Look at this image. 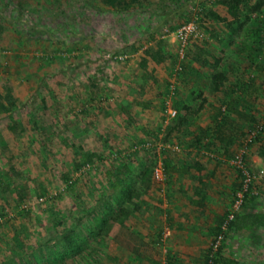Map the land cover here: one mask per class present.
<instances>
[{"label":"rangeland","instance_id":"rangeland-1","mask_svg":"<svg viewBox=\"0 0 264 264\" xmlns=\"http://www.w3.org/2000/svg\"><path fill=\"white\" fill-rule=\"evenodd\" d=\"M161 1L138 0L134 12L120 17L96 12L101 0H0V24L4 25L0 94L6 96L10 91L22 103L12 115L14 123L8 115H0V180L2 188L6 182L11 185L6 192L0 187V209L5 214L0 218V264H23L21 251L32 264H205L209 246L198 259H192L177 256L166 243L160 246L148 240L146 213L161 218L163 207L157 200L167 194V185L156 184L153 175L152 182L140 184L147 169L154 171L165 156L177 157L173 151L164 153L161 146L185 147L203 135L190 124L185 125V133L171 131L178 119H165L168 125L164 128L159 119L163 101L156 99L143 109L130 100L144 101L148 95L158 98L167 83L186 88L206 80L205 91L188 88L191 101L181 114H200V124L206 125L208 111L225 110V102L233 100L234 107L248 117L230 113L233 123L229 128L235 134L243 133L240 140L233 144L207 142L222 156L240 153L249 140L248 131L256 124L264 127V52H259L254 34L257 21L264 23V0L242 5L236 17L226 6L215 4L217 0H197L191 20L198 19L196 12L203 6L228 20L216 21L207 12L201 14L198 22L203 38L191 42L183 57L173 33L189 15L163 23ZM33 25L43 31L32 35L29 29ZM116 29L123 32L122 40H113ZM145 29L151 35H144ZM161 41L166 60L158 63L145 50ZM131 42L132 46L122 47ZM196 47L206 50L202 54L209 59L208 65L194 61L200 54ZM119 55L124 57H114ZM217 58L221 59L218 65ZM183 71L188 75L180 73ZM213 72H226L229 78L216 92L210 84ZM43 99L48 101L47 109ZM173 100H168L167 108H173ZM147 142L154 144L152 149L133 150ZM256 149L255 145L246 150L254 171L264 164L256 157ZM90 153L102 159L95 157L92 163L83 164ZM127 163L129 171L120 169ZM119 169L124 172L123 184L115 190L109 173ZM222 170L227 183H233L231 192L229 184L221 182L209 183L207 190L212 195L215 187L224 188L219 194L221 202L228 204V212L240 178L234 168L225 165ZM66 178L73 186L68 187ZM42 187L45 195H41ZM130 187L142 193L134 198L137 192L132 196ZM120 190L123 192L118 193ZM256 191L258 198H249L239 214L264 210V180ZM209 203L216 204L214 200ZM118 206L131 211L129 224H115L108 236H93L90 231L100 226L98 219L110 210L118 211ZM59 222L63 227L56 226ZM76 227V235L70 232L74 250L57 236L64 228ZM79 237L82 242L87 238V243L77 246ZM164 237L167 239L165 233ZM61 252L57 260L56 254ZM221 253L241 264H264V229L229 231Z\"/></svg>","mask_w":264,"mask_h":264},{"label":"crops","instance_id":"crops-1","mask_svg":"<svg viewBox=\"0 0 264 264\" xmlns=\"http://www.w3.org/2000/svg\"><path fill=\"white\" fill-rule=\"evenodd\" d=\"M101 2L102 6H99V8L96 9V12H113V14H119L120 17H127L131 14V12L136 10H118L109 6L105 0H101ZM146 5L148 4L146 3ZM156 29L157 28L154 30ZM114 33L116 34L113 36L114 41L123 39V32L120 31V29H116ZM142 33L144 35L146 34V36L151 35V32L146 29L143 30ZM132 44V42L127 45L122 44V47L132 46ZM180 73L185 74V71ZM186 75H188V72L185 76ZM207 85L208 83L206 80L205 82L200 83L193 82V86L190 85L186 88L178 84L167 83L166 86H163L164 88H161L160 91L162 92H160L161 94L158 95V98L148 95V97L146 96L147 100L140 101L135 97H132L130 101H133L136 106L143 109L152 103H155L154 101L156 99L159 102L163 101L164 104L168 103V100L172 102L174 99V104L181 103L186 105V102L191 101V99L188 98L189 93H186L188 88H198L205 91V89H207ZM230 102L234 101L231 100ZM208 103L213 106L210 99H208ZM202 108L204 112H207V108L206 110L204 107ZM214 109V112H207L206 125L200 124L201 119L198 118L200 114L195 115L196 113H194L195 116H190L188 112L187 114H183L187 119V123L190 124L191 127L193 126L198 129L201 132V135L205 136L206 140L203 143L205 145L204 147L200 146L201 144L198 145L194 142H189L187 146H181V148L178 147V144H175L174 146L172 144L173 147H170V145H163L165 148H163V146L160 147L164 153L173 151L177 157L167 156L170 163V169L166 180L167 182L165 183L167 185V194H161V199L159 198L157 200V202L163 207L162 213L160 214L161 218H159V216H157L154 212L146 213L147 218H149V220L147 219L148 223L145 225L146 228H149L146 232V236L149 237L148 240L154 242L157 241V244L160 246L166 243V247H168V249L176 250L178 253L177 256L182 258L188 257L198 259V256L201 255V250L207 248L211 238L217 234L229 208L228 204H223V202H221L222 197L219 193L224 190L222 186L219 188L215 187L211 190L210 192H213L212 195L209 194V190H207L209 187L208 185L211 182L214 184H217V182L224 183V185L229 184V186L227 185L229 192H231L233 188V183L230 182V180H228L229 182L227 183V180H225L226 175L223 174L224 172L222 170L223 166H229L225 161V158H228V156H222L218 149L211 148L210 143L207 142L212 141L211 143L215 145L216 143L221 142L219 138H216L217 133L215 131L217 120L219 119V112L218 108ZM162 112L164 115L161 113L162 116L160 114L159 119H161L162 125H164L165 128V125L168 124H165L164 121L168 118V116L163 110ZM229 119L230 122L228 125H231L233 123V119L230 114ZM161 129L163 130V127ZM178 133L179 132H177V134ZM211 151L217 153L224 159H215L210 157L209 153ZM256 157L261 159L259 155ZM229 168L232 169L231 166H229ZM205 192H208V194ZM213 196L214 199L211 198ZM211 200L215 201L216 204L214 206H210L209 201ZM167 231L169 232V235L167 236V239H165L164 233ZM155 233H158V235H155ZM150 236L152 237L150 238ZM178 263H180V261Z\"/></svg>","mask_w":264,"mask_h":264},{"label":"trees","instance_id":"trees-1","mask_svg":"<svg viewBox=\"0 0 264 264\" xmlns=\"http://www.w3.org/2000/svg\"><path fill=\"white\" fill-rule=\"evenodd\" d=\"M196 1L197 0H187L184 3H182V1H179V0H167V1L162 0L161 3H159V5L161 7L159 14H161L163 16L164 22L171 21L174 16L182 17L185 15H189V16H187V19L183 24L188 23L191 20L190 15L193 13L192 11L195 8ZM252 1L253 0H217L215 2V4L226 6L228 8L229 13L233 17H236L239 13V10L241 9V6L242 5H249V3H251ZM105 2L109 6H111L112 8H115L118 10H120V9H123V10L134 9L135 10L137 8V5H135L134 3L135 2L137 3L138 0H129V2H128V0H105ZM174 3H177L178 5H176V4L174 5ZM139 5H141V4H139ZM206 12L208 13L207 15L209 17H211L212 19H214L216 21L224 22V21L228 20L227 18L221 16L219 13L214 11L212 8H208L206 6L201 7V9L196 12V15L198 14V16H199L198 19L193 17L192 20H194V19L197 21H199V19L201 20L202 19L201 14H203V13L206 14ZM0 18H2V13H0ZM165 18L167 20H164ZM262 18H264V15ZM261 20L262 19H259L257 21L256 29L254 30V34L256 35V40H257L256 44H257L259 52H264V23ZM229 26H231V24H229ZM3 30H4V25L0 24V33L3 32ZM29 30H30L32 35H36L37 33L42 32V29L37 25L31 26ZM196 49L199 50L200 54L199 55L197 54V56L193 57L194 61L201 62L202 66L208 65L209 59L203 58V54H202L206 50H204L203 48H200V47H196ZM136 50H139V49L137 48ZM145 54L146 55H152V59L158 63H161V62L166 60L164 50L162 48V41L159 42L155 47L151 46V47L147 48L145 50ZM145 59H144V61L146 62ZM220 61H221V59L217 58L216 64L218 65L220 63ZM145 62L142 65L143 68L147 67ZM228 79L229 78H228V75L226 72H218V73L213 72L210 75V84L212 85V89H213L212 91L216 92V91L221 90L222 85ZM4 100H6V101H4ZM43 103H44V107L47 109L48 108V101L46 99H43ZM20 105H22V103L19 104V100L18 99L16 100L14 97V94H12L10 91L6 94V96H3L2 94H0V115H3V114L8 115L9 119H11V121H13L12 115L20 107ZM224 105H225V110H223V107L218 108L219 119L217 118L218 120H217V126H216V130H215L217 133L216 138H219V140H221V142H224V143L226 142L227 144H233V143H235V140H238V141L240 140L239 135H242L243 133L240 132L239 134H237V133L235 134L234 130L229 128V125H228V123L230 122L229 114L235 113L237 115L243 116L244 118H248V117L241 110H238L237 108L234 107L235 106L234 102H227V103L225 102ZM166 108H167V106H166V104H164V106H163L164 112L166 111ZM173 108L177 110V114H178L175 118H173V120L178 119V125H176L171 131H173V132L177 131V132L185 133V129H186L185 125H187L188 123H187L186 117L185 116L183 117L181 112L183 109L186 110L187 107L181 103H175L173 105ZM13 123H14V121H13ZM14 128H15V125L11 126L12 130ZM254 129L257 130L256 136L251 141H249V142L246 141L243 144V148L245 149L244 157H245L248 164L250 162H249V156H248L246 150L249 147H253L255 145L257 147L256 153L260 156V158L262 160H264V136H263L264 135V127L262 126V128L260 129V126H258L256 124L250 129V131H248V134H250L252 131H255ZM161 131H162V129L160 127L159 132H161ZM205 140H206L205 136L197 137L196 144H198V145L203 144L205 142ZM235 155H237V154L228 155V158H232ZM95 157H98V159H102V156L97 155L96 153H90L86 156V159L83 162V164L92 163ZM168 157L165 156V158H164V167H165V170L167 172V175H168L169 169H170V163H169ZM83 164L82 163L78 164L77 169H80ZM128 165L129 164L127 163V164L123 165L122 168H120V169L124 168V171H126V170L129 171L130 166H128ZM12 169L15 171V168H12ZM120 169L116 173H109L112 175V178H114V180L111 183V186L114 187L115 190H117L119 187L121 188V186L123 184V178L122 177H123L124 172H123V170H120ZM7 174L10 177L11 173L7 172ZM150 174H151V176H150ZM152 175H153V170L147 169L146 173H144L141 176L142 180H141L140 184H143V183L145 184V183L150 182L152 180ZM2 181L3 180H0V187L1 188H2L1 185L3 184ZM65 181L68 184V187L70 185L73 186V184H74V182L73 183L69 182V180H67V178ZM10 189H11L10 183L6 182V187L2 188L3 192H6L7 190H10ZM42 189H43V193L41 195H45L46 190L44 187H42ZM129 191H130V193L131 192L133 193L132 196L134 195L135 191L137 192L136 196L134 195V198L139 196L142 193L140 191H137L136 188H134V187H130ZM122 192H123V190H120L118 193H122ZM24 198H25V195H21L20 200H24ZM134 198H132V199H134ZM249 198H253L255 200L258 197L254 194H252V195L247 194L246 201H248ZM118 207H119L118 211L117 210H110V212L105 213L100 220L98 219V221H100V226L97 228V230L93 229L90 231L93 236H101V235L108 236L109 231L112 229V227L115 224H119L120 226H126L129 224L130 219H131L130 218L131 211L127 207H122V206L121 207L118 206ZM1 209H3V208H1ZM1 209H0V218L5 215L1 212ZM224 221H225V219H224ZM224 221H223V223H224ZM222 224H221V226H222ZM63 225H64L63 222L62 223L59 222L58 224H56L57 227H63ZM221 226L219 227L217 234L220 232ZM77 227L73 228V229L69 228L67 230L64 228V231L62 233H59V236H57V238L64 240L67 243V245H70V247L73 249L74 247L72 245L74 243V240H73V237L71 236L70 232L76 235L77 231H75V230H77ZM260 228L264 229V210L259 211V212H252V213H248V214H238L236 219L233 222H231V224L229 225V231L235 230L236 232H239V233L243 232L246 229L256 231V230H259ZM85 239L86 240L83 242L80 240V237L78 238V241H76V239H75L77 246L80 243H81L80 245L87 243V238H85ZM20 247L23 248L24 246H20ZM74 250H75V248H74ZM68 251H71V250L69 249ZM221 252H222V249L219 252L218 258L215 260V264H241L235 258L224 256V255H222ZM19 253L22 255L21 257H19L20 263L22 262L23 264H32L31 261L27 259V257L25 259V256H26L25 253H23L22 251ZM59 255H63V252H61L60 254H56L57 260H59ZM36 264H38V263H36Z\"/></svg>","mask_w":264,"mask_h":264},{"label":"built area","instance_id":"built-area-1","mask_svg":"<svg viewBox=\"0 0 264 264\" xmlns=\"http://www.w3.org/2000/svg\"><path fill=\"white\" fill-rule=\"evenodd\" d=\"M173 36L177 40L178 51L180 55L185 56L188 46L193 41H199L203 38V34L200 30L199 22L197 20H191L188 23L181 25L175 32ZM115 58L122 59L124 56H114ZM166 115L169 118H175L177 116V110L174 108H166ZM262 126H260V129ZM257 134V130L252 131L249 135V141H251ZM154 144L147 142L144 144H137L134 147V151L142 149H150ZM163 148H165L163 146ZM245 149L240 153L235 155L232 158H225V161L229 166L234 168L240 178V185L234 193L233 202L230 210L227 212L225 221L221 226L220 232L213 238L212 242L209 245L208 253L206 256L205 264H215V260L218 258L219 252L221 251L227 233L229 232V225L233 222L237 215L242 210L243 206L246 203L247 194H257L256 188L259 181L264 180V164L259 168V170L254 171L250 165L247 163L245 157ZM209 156L215 159H224L221 158L217 153L211 151ZM167 172L164 165L161 163L153 171V179L156 184L164 185L167 180ZM166 237L169 235V232H165Z\"/></svg>","mask_w":264,"mask_h":264}]
</instances>
